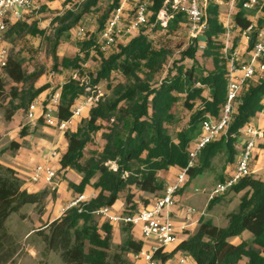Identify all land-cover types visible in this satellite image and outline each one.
Masks as SVG:
<instances>
[{"label": "trees", "instance_id": "trees-1", "mask_svg": "<svg viewBox=\"0 0 264 264\" xmlns=\"http://www.w3.org/2000/svg\"><path fill=\"white\" fill-rule=\"evenodd\" d=\"M151 1L149 9L153 15L150 21L156 22L157 13L166 0ZM120 2L112 0V12ZM244 2H239L235 15V24L242 30L252 24L243 9ZM98 3L99 0H84L79 8L56 15L51 22L54 27L52 36H46V30L39 27L38 21L29 18L11 25L7 39L12 44L25 36H41L47 39L51 47L55 68L61 66L64 69L81 70L80 56L60 60V39L74 29ZM183 23H187V20L178 13L167 28L158 24L156 26L161 30L173 31ZM208 23L209 29L203 36L206 38L203 55L211 58L212 70H204L199 66L196 60L199 39L193 40L182 53L184 59L193 60V65L178 63L174 72L158 81L157 85L156 80L163 73L171 52L156 48L146 36L140 35L127 46L121 47L118 54L103 59L97 78L88 85L72 76L61 87L56 113L61 121L71 118L73 106L88 94L87 86L95 87L100 80H106L110 97L91 107L89 117L81 121L76 131L65 132L68 147L60 159V171L72 170L82 176L77 185L69 182L75 192L82 194L87 186L93 185L98 194L85 203L67 209L60 218L47 223L44 229L37 232L45 247L44 254H57L63 264H133L129 256L138 253L143 242L135 239L132 226L121 224L124 238L120 244H115L114 225L104 222L96 212L103 207L112 208L122 194L125 213L138 212L140 203H143V208L147 207L150 200L140 198L137 201L136 192L158 195L164 191L160 173L171 167L180 170L186 168L188 150L201 133V122L208 116H220L227 90V66L222 57L221 40L226 30L220 18L219 6L215 3L208 8ZM105 24L101 23V30ZM97 46L98 39L95 37L82 44L81 49L85 54L83 63L99 48ZM252 46L253 43L249 48ZM23 61L22 58L10 57L3 70L10 80L22 85V88L12 89L16 97L27 96V101L19 104L17 109L26 106L48 88H35L42 74L28 73ZM114 72L122 75V81L117 84L111 83ZM0 90L3 91L1 78ZM263 100L264 78L249 83L243 90L228 134L202 151L198 165L189 172V177L204 173L219 155L224 154L227 164L235 161L240 130L261 111ZM181 101L192 115L189 127L174 136L170 127L177 122L174 110ZM101 130L104 131L102 151L82 163L87 144ZM26 133L23 132L22 136H26ZM20 148L21 144L12 142L6 150L17 152ZM108 162H116L118 170L110 169L106 165ZM25 184L26 180L15 169L0 164V264L12 262L19 249L7 231L6 222L10 216L20 213L28 205H36L41 212L43 201L48 197L47 191L30 193ZM233 192L244 193L237 209L226 215V226L216 225L212 220L202 217L197 231L181 242L176 251L191 256L195 264H264V181L245 179ZM219 199L210 202L209 209ZM245 232L250 234L247 239L242 238ZM236 238H241V242L234 243ZM157 257L166 263L172 259V254L159 253Z\"/></svg>", "mask_w": 264, "mask_h": 264}, {"label": "rangeland", "instance_id": "rangeland-1", "mask_svg": "<svg viewBox=\"0 0 264 264\" xmlns=\"http://www.w3.org/2000/svg\"><path fill=\"white\" fill-rule=\"evenodd\" d=\"M225 1L229 2L230 0ZM240 1L241 0H237L235 3L236 11H238V4ZM260 1L264 2V0ZM83 2L84 0H39L40 10L33 13L30 19L33 18L38 21L39 27L46 30V36H52L54 33V27L51 25V22L55 16L58 14L62 15L69 9L79 8ZM138 2H147L150 5L152 1L129 0L126 10L127 16H132L134 7ZM111 6L112 0H99L97 7L92 8L91 11L86 13L82 21L69 33L64 34L60 39V45L58 47L60 60L63 58L75 59L80 56L82 58V63L81 70H78L79 72L73 69H64L61 66L55 68V60L52 56L51 47L49 46L47 39H44L41 36H25L11 44V57L22 58L24 60V68L28 73L40 72L42 74L35 83V88H40L42 86H48V88L40 96L27 103L26 106L17 109L19 104H23L27 101V96L26 98L21 95L16 97L14 90L12 89L22 88V85L14 83L6 76V73L3 70H0V78L3 83V91L0 90V164L5 166L16 165L20 168L17 163L18 161H16L17 159L22 158L21 160H23L25 157H31L32 153L34 155L40 154L45 142L55 138V136L48 132V130L54 131L55 128L49 129L45 125L43 119L39 118L34 122H31L28 119L30 108L34 103H38V115L41 114L43 110L45 111L47 109L46 105L50 103L52 98L57 93L61 92V87L75 74H77V80L82 84L92 82L95 78H97L99 70L102 69L103 59L105 60L114 54H118L121 47L127 46L133 39L139 37L140 35L146 36L156 48H165L171 52L163 73L158 76L156 80L157 85L159 84L158 81L166 77L170 72H174V67L178 66V63L184 64L185 66L193 65V60L188 58L184 59L182 55V53L193 42L189 35L187 23H183L179 25L177 29L169 31L167 29H159L156 26V22L151 21L141 29L125 35V37L119 40L116 45L110 47L106 52L101 51L100 53L102 55L97 53V51H100L99 48L93 51L90 57L86 58V62L83 63L85 54L81 49L82 44L93 37L96 39L99 38L98 36L101 31V23L104 22L105 24L109 19L112 12L110 9ZM228 9L229 6L226 3L219 7L220 18H226L228 15ZM246 13L247 17L249 16L250 20H253V23L257 24L258 30L264 26V21H262L259 25L257 23L258 19H253L254 15H258L259 17L264 16L263 9L262 12H258V9H254L252 11H247ZM78 29H83L86 36L83 38L76 37V31H78ZM205 41V37L202 36L199 38V42L205 43ZM199 42L197 43L198 53L196 55V60L199 66L204 70H212L213 62L211 58H207L203 55L206 43L200 44ZM201 73H204V71ZM256 79L258 78H254L252 82ZM120 81H122V75L114 72L112 74L111 83L117 84ZM108 84V81L102 79L95 85L97 90L104 94L105 98L110 97ZM174 113L177 117V122L170 127V132L176 136L178 132L189 127L192 112L189 111L184 106L183 101H181L176 106ZM253 121L258 123L259 120L256 118ZM25 131H27L26 136H22V133ZM103 132L104 131L101 130L93 135V141L88 143L84 150L82 163H85L86 160L100 153L99 149L102 146ZM245 141L246 139L244 137L239 138V146L237 149L238 153L235 161H237L241 153V146L245 143ZM12 142H18L21 144L19 151L14 152L6 150ZM50 150L51 149L45 150L43 157H47L51 153ZM56 152L60 153L61 149L57 148ZM260 155L261 153L258 157H261ZM235 161L227 164L224 154L219 155L214 159L212 166L206 169L204 173L194 177H189L187 184L180 194H178L182 195L184 200L182 198V200H179L178 195L176 196L177 203L172 210V216L175 217L176 220H179L180 207L186 205L188 207H194L198 209V211H204V219H210L219 226H226V215L237 209L240 198L244 192L237 194L232 191L221 197L219 202H217L214 207L209 209L206 196L196 193L195 190L203 187H212L216 183L222 182L226 177L233 173ZM58 164L59 162L57 161L54 165L58 167ZM200 166L201 165L199 164L198 167ZM57 167H55L56 170ZM31 168L23 171L30 174L32 170ZM20 174L24 176L26 182L29 183V175L26 173ZM57 174L58 175L53 186L49 185L50 187L47 186L44 189L42 187V191L48 192V197L43 201L41 212L35 206H27L22 209L20 213L12 214L6 222L7 231H9L15 242L19 245L18 252L12 259V262L8 264H63L57 254L53 252L45 253L46 255L44 254L45 247L37 233L38 231L44 229L47 223L55 220L60 214H62V208L66 205V192L71 193L72 190L69 182L76 184L75 182H80L81 180V176L74 172L61 173L58 171ZM251 178L262 180V178H259L256 175H253ZM57 183L60 184V188L57 187ZM162 194L163 193L161 192L153 197L152 201L161 197ZM136 196L138 200L143 198L142 193L139 192H136ZM123 201L124 200L122 198V202ZM142 206L143 203H140L139 208H143ZM121 210L122 209L119 208L118 212H121ZM122 238H124V236L121 233V226L119 228V225H117L114 231V243L120 244L122 242ZM129 258L131 260V254Z\"/></svg>", "mask_w": 264, "mask_h": 264}, {"label": "built area", "instance_id": "built-area-1", "mask_svg": "<svg viewBox=\"0 0 264 264\" xmlns=\"http://www.w3.org/2000/svg\"><path fill=\"white\" fill-rule=\"evenodd\" d=\"M236 1L230 0H166L163 7L157 13L156 24L162 28H167L173 22L176 14L181 13L187 20L189 35L192 40H198L204 36L209 29L208 8L215 3L219 7L228 4V15L221 21L225 27L222 36V57L227 66V90L226 99L222 105L218 118L208 116L201 122V133L192 143L188 150V165L180 170L175 180L165 186L161 197L156 198L147 207L141 208L133 214H116L110 207H103L96 212L104 222L111 225L129 224L134 230L138 229L143 242L138 253L131 254L134 263L143 264H166L158 258V254H165L166 248L178 244L180 235L186 231L190 232L193 225H197L199 219L205 214L194 207L181 206L180 212L182 223L178 224L172 216L177 201L176 196L183 190L188 182L189 172L197 167L202 151L211 143L227 135L234 115L236 106L243 90L252 82L254 78H264V26L258 30L252 23L247 29H240L235 24ZM129 0H121L119 6L113 10L105 26L100 31L98 46L102 52H106L110 47L117 44L125 35L135 32L150 22L152 12L147 2H138L133 10L132 16L126 14ZM264 2L260 0H245L243 9L252 11L258 9L262 12ZM40 10L39 4L35 0H0V70H4L11 57V43L7 39L9 27L18 22L27 20V17ZM238 29L245 41L253 43L248 47V58L239 61V50L233 45V32ZM76 37H85L83 29L76 32ZM77 74L73 76L77 79ZM89 83L85 84L88 85ZM88 94L73 106L72 116L68 121H61L57 117L60 94L57 93L46 106V110L38 115V103H34L29 111L28 119L31 122L39 118L44 120L46 126L61 131L67 130L73 119L81 117L86 108L96 106L100 101H104L105 96L97 90V87H88ZM37 108V109H36ZM264 115V100L262 109L259 112ZM240 137L246 139L241 147V153L235 161L233 173L222 182L216 183L212 187L196 189V193L206 196L207 205L221 198L239 185L243 180L255 175L254 165L260 153L264 156V128L255 124L251 120L240 130ZM53 158H58L59 154L54 151ZM106 165L113 171L118 170L116 162H108ZM57 170L51 164L50 158L45 163L34 166L29 174V183L54 185L57 178ZM89 201L81 194L74 199L63 213L71 207ZM198 219H194L195 217ZM180 217V216H179ZM189 255L183 253L181 257L172 264H187Z\"/></svg>", "mask_w": 264, "mask_h": 264}, {"label": "crops", "instance_id": "crops-1", "mask_svg": "<svg viewBox=\"0 0 264 264\" xmlns=\"http://www.w3.org/2000/svg\"><path fill=\"white\" fill-rule=\"evenodd\" d=\"M35 1L39 4V0H35ZM42 4H43V2H42ZM39 6H40V4H39ZM50 7H52V6H50ZM31 17H32V14L27 17V20L29 18H31ZM248 18H249V16H248ZM255 18L258 19V22L257 23L259 25L261 23L260 22L261 20L264 21V16L259 17L258 15H254L253 19H255ZM29 20H34V19L32 18V19H29ZM251 22L253 23V20H251ZM254 26H256V29H257V27H258L257 24H254ZM199 43L200 44H205V43H202V42H199ZM233 45H234V48H236V49L239 50V54H240L239 61H245L248 58V51H249L248 50V47H249V44L245 41V39L241 35V32L238 29H236L233 32ZM257 80L258 79L254 80L253 82H256ZM37 112H38V109H37ZM89 114H90V108H86L85 111H84V113H83V115L81 117H78V118H75V119L72 120V122L69 124L67 130L76 131L78 129L79 124L81 123V121L83 119L88 118L89 117ZM256 118H258L259 121H258V123H255V124H257L260 127H263L264 128V115L258 113L256 115V117L253 118L252 120H254ZM48 128L49 129H54V128H50V127H48ZM67 130H64V131H61V130H58V129H55L54 131L53 130H48V132L51 133L53 136H55V138H53L52 140H49L48 142H45L44 146L41 149L42 152L40 154L34 155L32 153L31 157H25L23 160H21L22 158L17 159L16 161H18L17 163L19 164L20 168H18V166H16V165H8V166L11 167V168H13V169H15L19 173L20 177L23 178L24 180H26L24 178V176H22L20 173H26L27 175H29V174L27 172H24L23 170L30 169L31 167H34L37 164L45 163L48 158H50L52 165H54L55 163H57V161L60 162V159H61L60 156L62 157V155L66 152L67 147H68V143H67V140H66V137H65V132ZM53 140H55V141H53ZM57 140H58V142H57ZM103 146H104V141L102 139V146L99 149L100 152L102 151ZM238 146H239V144L237 142V144H236V150L238 149ZM57 148H60L61 149V152L60 153L58 152V154H60V156L58 158H53L52 154H53L54 151L57 150ZM47 149H51L50 150L51 153L47 157L46 156L43 157V154H44L45 150H47ZM237 153H238V150H237ZM260 156L261 157H258V159L256 161V164L254 165V172H255V175L257 177H259V178H262V181H263V179H264V156H263L262 153H261ZM54 166L57 167L56 165H54ZM58 169H60V165L59 164H58L57 170ZM58 171H60V170H58ZM60 172L61 173H63V172L71 173V172H74V171L67 170V171H60ZM179 172H180V168L171 167L169 170L162 171L160 173V178H161V180L164 181V185L166 186L167 184H169V183H171L172 181L175 180V178L179 174ZM80 179L82 180V176H81ZM81 180H80V182H81ZM80 182L77 181L75 183L76 184H79ZM47 186L50 187V186H53V185H50L49 186V185L44 184V183H41V184H32V183H28V182H26V184H25V188L30 193H39V192L42 191V187L44 189ZM92 186L91 185L90 186H87V188L85 189V191L82 193V194H84L88 198V200H91V199L95 198L97 196V194H98V191L94 187H92ZM57 187L58 188L61 187L59 183H57ZM73 192L74 191H72V190H71V193L70 192H66V194H67V195H65L66 205H65L64 208H62V214H60L56 219L60 218L64 214L63 213V210L65 208H67L69 206V204L74 199H76L79 195H81L80 193H77V192H74L73 193ZM139 193H141V192H139ZM162 193H163V191H162ZM142 196H143V198L149 199L150 201H152V198L155 197L156 195L142 193ZM122 198L124 200V194L120 195V199L112 207L113 212L116 213V214H122V213L125 212V207L126 206H125V202L124 201L122 202ZM178 198H179V200L181 198L184 200V198L182 197V195H178ZM137 201H138V198H137ZM28 206H35L36 207V205H28ZM25 207H27V206H25ZM119 208L122 209L121 212H118L119 211ZM202 217H204V215ZM181 218H182V216H181V212H180V219L177 220L178 224H181L182 223V219ZM194 219L196 220V219H198V217L196 216ZM200 219H199V221H200ZM52 221H54V220H52ZM52 221H50V222H52ZM116 226L117 225H114V231H115V227ZM120 226L121 225H119V228H120ZM198 227H199V223L197 225H193L191 227V229H190V232L189 231H186L185 233H183V234L180 235V241H179L178 244H175L173 246H169V247L166 248V252L165 253L166 254H172V259L169 260V261H167L166 264H172L173 262L177 261L181 257V255L183 254V252L176 251L177 250V247L180 245L181 242L185 241L190 234L195 233L197 231ZM133 235H134L135 239L141 240V235H140V232H139L138 229L134 230ZM249 237H250V234L248 232H245L243 234V236H242V238H244V239H247ZM233 242L236 243V244L237 243H240L241 242V238H236V239H234ZM174 258H176V259H174ZM134 264H143V263L139 262V263H134ZM187 264H195V261L193 260V258L191 256L188 257Z\"/></svg>", "mask_w": 264, "mask_h": 264}]
</instances>
